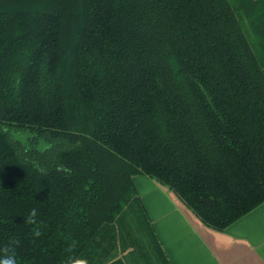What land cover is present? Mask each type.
Masks as SVG:
<instances>
[{
	"label": "trees",
	"instance_id": "1",
	"mask_svg": "<svg viewBox=\"0 0 264 264\" xmlns=\"http://www.w3.org/2000/svg\"><path fill=\"white\" fill-rule=\"evenodd\" d=\"M136 174L218 231L264 201V0H0V259L166 262Z\"/></svg>",
	"mask_w": 264,
	"mask_h": 264
},
{
	"label": "crops",
	"instance_id": "2",
	"mask_svg": "<svg viewBox=\"0 0 264 264\" xmlns=\"http://www.w3.org/2000/svg\"><path fill=\"white\" fill-rule=\"evenodd\" d=\"M132 182L166 262L137 253L123 256L125 264H264V201L218 231L155 179L136 174Z\"/></svg>",
	"mask_w": 264,
	"mask_h": 264
},
{
	"label": "clouds",
	"instance_id": "3",
	"mask_svg": "<svg viewBox=\"0 0 264 264\" xmlns=\"http://www.w3.org/2000/svg\"><path fill=\"white\" fill-rule=\"evenodd\" d=\"M31 215L35 216L36 212L32 211ZM0 264H16L15 256L14 255H10L7 258L0 259Z\"/></svg>",
	"mask_w": 264,
	"mask_h": 264
}]
</instances>
